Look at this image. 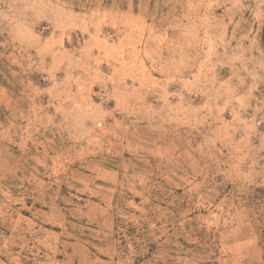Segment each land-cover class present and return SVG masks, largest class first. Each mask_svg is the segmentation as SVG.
Instances as JSON below:
<instances>
[{"label":"rangeland","instance_id":"374dc122","mask_svg":"<svg viewBox=\"0 0 264 264\" xmlns=\"http://www.w3.org/2000/svg\"><path fill=\"white\" fill-rule=\"evenodd\" d=\"M0 264H264V0H0Z\"/></svg>","mask_w":264,"mask_h":264}]
</instances>
